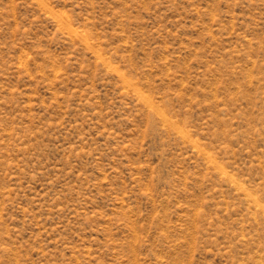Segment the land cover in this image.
I'll return each instance as SVG.
<instances>
[{
  "label": "rangeland",
  "instance_id": "rangeland-1",
  "mask_svg": "<svg viewBox=\"0 0 264 264\" xmlns=\"http://www.w3.org/2000/svg\"><path fill=\"white\" fill-rule=\"evenodd\" d=\"M0 264H264V0H0Z\"/></svg>",
  "mask_w": 264,
  "mask_h": 264
}]
</instances>
